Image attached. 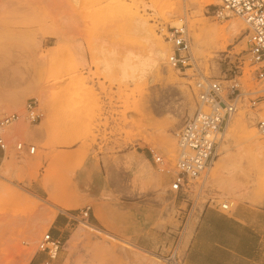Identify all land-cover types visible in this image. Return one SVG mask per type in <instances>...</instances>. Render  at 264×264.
I'll return each mask as SVG.
<instances>
[{
    "label": "rangeland",
    "instance_id": "374dc122",
    "mask_svg": "<svg viewBox=\"0 0 264 264\" xmlns=\"http://www.w3.org/2000/svg\"><path fill=\"white\" fill-rule=\"evenodd\" d=\"M218 3L0 0V109L22 113L31 99L41 116L36 125L18 120L5 131L7 149L0 151V264H29L35 257V264H43L47 258L37 244L51 232L60 211L70 220L62 230L63 246L48 264H169L165 257L173 252L183 264L207 201L231 202L241 189H264V151L257 159L253 150L264 146V136L252 120L264 119V103L252 111L245 106L237 111L230 121L241 118L243 128H224L212 167L185 191L170 192V176L159 173L150 157V152L159 153L167 165L174 164V133L195 111L197 79L227 88L236 77L245 91L264 87V82L252 83L244 24L232 16L212 17ZM181 20L194 64L176 71L166 63L170 45L163 35ZM232 22L237 31L231 37L225 28ZM155 40L165 56L153 64L148 59ZM129 54L144 62L138 64L126 57ZM125 59L137 68H123ZM18 143L34 146V154L15 150ZM87 183L101 188L107 217L126 202L158 204V249L138 248L113 233L110 224L105 231L89 212L86 220L78 217L82 206L72 201L82 198L79 186ZM56 201L72 208L61 209Z\"/></svg>",
    "mask_w": 264,
    "mask_h": 264
},
{
    "label": "built area",
    "instance_id": "2783aa9c",
    "mask_svg": "<svg viewBox=\"0 0 264 264\" xmlns=\"http://www.w3.org/2000/svg\"><path fill=\"white\" fill-rule=\"evenodd\" d=\"M212 7V17L224 20L236 17L245 26L247 61L252 71V83L264 82V0H218ZM164 40L170 45L167 65L176 71L190 69L194 60L190 50V41L186 23L181 20L176 27L165 31ZM230 85L224 88L221 83L211 80H196L193 85L195 111L185 119L174 133L177 155L174 164L167 165L159 153L150 152V157L159 173L170 176L169 191L179 193L188 189L189 185L212 167L217 145L224 136V128L241 107L254 110L264 103V87L243 90L241 83L233 77ZM227 90L226 95L224 92ZM23 120L30 125L40 122L41 116L36 100L25 102L22 113H6L0 109V151L5 152L7 143L5 131L14 122ZM255 128L264 136V119L257 116L252 119ZM18 152L32 155L35 147L18 143ZM233 204L229 201L220 203V208L229 211ZM89 209L77 211L78 217L86 220ZM63 244L60 239L53 238L50 232L42 236L37 244L38 252L44 254L48 264L56 258ZM169 264H180L173 252L165 257Z\"/></svg>",
    "mask_w": 264,
    "mask_h": 264
},
{
    "label": "crops",
    "instance_id": "0c3cea01",
    "mask_svg": "<svg viewBox=\"0 0 264 264\" xmlns=\"http://www.w3.org/2000/svg\"><path fill=\"white\" fill-rule=\"evenodd\" d=\"M79 188L83 196L73 199V205L82 206L80 210L88 208L101 228L107 231L110 224L113 233L138 248L158 249L161 219L158 204L126 202L107 217V201L100 198L101 188L88 183ZM230 201L233 206L229 211L222 210L220 203L212 200L203 206L182 256L183 264H264V189H241ZM56 203L61 209L72 208V205ZM68 215L63 211L56 215L50 232L53 238H61L70 220ZM35 261L36 257L29 264Z\"/></svg>",
    "mask_w": 264,
    "mask_h": 264
},
{
    "label": "bare ground",
    "instance_id": "6f19581e",
    "mask_svg": "<svg viewBox=\"0 0 264 264\" xmlns=\"http://www.w3.org/2000/svg\"><path fill=\"white\" fill-rule=\"evenodd\" d=\"M140 25L142 26V29L145 31V33L147 34V36L149 35V32L147 31V30H145L144 29V24L143 23H140ZM225 31L232 37L233 35H235L236 34V31H237V24L235 23V22H232L231 24H229L226 28H225ZM222 32H224V29L222 30ZM211 33V32H210ZM152 39H153V37H152ZM150 44H151V42H150ZM159 47H161V43L159 42V41H156L155 40V45H153V44H151V50H152V54H151V56H150V58L148 59V61L149 62H151V63H156V61H157V59L158 58H163L164 56H165V54H164V52H161V51H158L157 50V48H159ZM131 55H133V54H131ZM130 54H129V56H127L126 55V57L127 58H130V57H133V56H131ZM126 58V59H127ZM125 59V60H126ZM130 59H134V58H130ZM136 61H139V63L138 64H140L141 65V63H143L144 61L142 60V62L137 58V56H136ZM134 59V60H135ZM138 59V60H137ZM131 61V60H130ZM130 61L129 60H126L125 61V64H123V68H129L130 70H135L136 68H137V66L135 65H132V63H130ZM124 62V61H123ZM141 62V63H140ZM137 63V62H136ZM143 66H145V65H143ZM124 73V72H123ZM132 74V73H131ZM129 78H130V76H129ZM240 121H241V118L240 119H237V120H235V121H230L229 120V122L227 123V125L225 126L226 128H225V130L226 131H228L229 130V127H232V129L231 130H229V132L230 131H232V130H235V129H240V128H243L242 126H240L241 124H239L240 123ZM224 138V137H223ZM251 138V137H250ZM248 140H247V142H248V144L250 145V140H249V137L247 138ZM255 143V142H254ZM166 144V143H165ZM253 150L255 151V155H256V157H257V159H261V155H262V153H263V151H264V146H262V147H259V146H254V148H253ZM253 159H254V157H253ZM256 160V159H255Z\"/></svg>",
    "mask_w": 264,
    "mask_h": 264
}]
</instances>
